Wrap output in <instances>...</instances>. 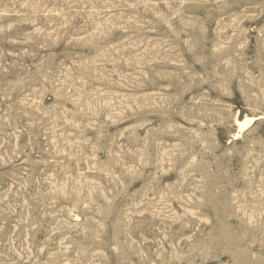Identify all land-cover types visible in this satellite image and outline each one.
Listing matches in <instances>:
<instances>
[{"label": "rangeland", "instance_id": "obj_1", "mask_svg": "<svg viewBox=\"0 0 264 264\" xmlns=\"http://www.w3.org/2000/svg\"><path fill=\"white\" fill-rule=\"evenodd\" d=\"M0 264H264V0H0Z\"/></svg>", "mask_w": 264, "mask_h": 264}, {"label": "bare ground", "instance_id": "obj_2", "mask_svg": "<svg viewBox=\"0 0 264 264\" xmlns=\"http://www.w3.org/2000/svg\"><path fill=\"white\" fill-rule=\"evenodd\" d=\"M255 118H246L244 121H240L238 119L237 122L239 123L238 125L240 126L241 129H244L246 126H249V124L253 121Z\"/></svg>", "mask_w": 264, "mask_h": 264}]
</instances>
